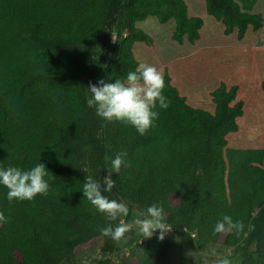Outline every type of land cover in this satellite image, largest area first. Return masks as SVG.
Returning <instances> with one entry per match:
<instances>
[{
  "label": "trees",
  "instance_id": "16d2710c",
  "mask_svg": "<svg viewBox=\"0 0 264 264\" xmlns=\"http://www.w3.org/2000/svg\"><path fill=\"white\" fill-rule=\"evenodd\" d=\"M204 1L227 36L259 39L264 7L243 12L235 0ZM147 21L168 26L183 56L196 51L204 20L190 17L184 0H0V167L41 162L50 171L48 195L31 202L10 203L0 186V211L9 218L0 226V264H205L223 238L230 250L223 259L264 264V129L257 140L229 144L248 112L238 85L221 82L211 93L213 111L203 110L165 69L171 103L157 109L145 136L87 104L89 84L122 80L139 65L134 47L154 43ZM118 153H126L124 164L106 195L128 205L125 222L163 206L172 228L163 241L134 228L120 242L101 234L110 221L84 197L83 183L88 175L103 182ZM226 215L243 229L214 232ZM96 239L101 247L77 254Z\"/></svg>",
  "mask_w": 264,
  "mask_h": 264
},
{
  "label": "clouds",
  "instance_id": "9594fccd",
  "mask_svg": "<svg viewBox=\"0 0 264 264\" xmlns=\"http://www.w3.org/2000/svg\"><path fill=\"white\" fill-rule=\"evenodd\" d=\"M109 33L111 41L118 43L119 35L116 30L113 29ZM165 88L163 71L154 65L141 63L135 70L127 72L122 80L106 82L101 79L97 84H89L87 91L91 96L87 104L90 108H95L96 115L108 123L121 122L134 128L140 136H145L159 118L157 109L167 110L170 106L171 102L164 94ZM124 155L126 153H118L111 158V171L103 178V182L91 175L86 176L82 193L97 211L107 216L110 221L107 226L100 229L103 236L120 242L126 239V233L136 227L145 239H151L158 232V239L163 241L172 231L170 225L166 223L167 217L163 206L153 203L142 214L143 218L125 222L120 218L128 216V205L123 201L109 199L106 195L116 188L112 175L120 172L124 164ZM49 172L46 165L41 162L30 169L16 166L0 167V186L7 189V199L10 203L31 202L38 195H48ZM113 221L118 223L113 226L111 223ZM8 222L9 218L0 211V226ZM226 226L238 231L244 227L242 221L233 222L232 218L226 215L216 223L214 232L223 233ZM217 264H231V261L225 258L218 260Z\"/></svg>",
  "mask_w": 264,
  "mask_h": 264
},
{
  "label": "rangeland",
  "instance_id": "374dc122",
  "mask_svg": "<svg viewBox=\"0 0 264 264\" xmlns=\"http://www.w3.org/2000/svg\"><path fill=\"white\" fill-rule=\"evenodd\" d=\"M184 1L187 4L190 17H199L204 20V26L200 30L201 38L197 42L195 51H199L200 55H202L197 57L195 52H193L190 55L192 56L194 54V57L186 58L190 55L183 56L182 53L184 49L176 44H172L170 39V28L168 26L160 27V25L154 21H147L144 23V27L149 36L153 38L154 43L152 46L145 43L136 45L133 49L136 60L139 64L147 63L156 66L163 71V74L165 69H167L173 84L180 90L181 94L188 99L189 104L194 108L203 110L213 111L211 93L223 82L222 79H224V76L227 77L230 83V85L228 84L229 87L233 86L231 84L232 80L230 79L241 76L243 81L239 83L241 89L238 98L248 107V112L241 121L242 132L229 139V144H234L235 138L236 144H245L248 141H252L253 138L257 140L258 135H260L264 129V94L253 82L254 78L251 75V71L237 72V70L233 68L234 66H241L245 65V63H249L251 51L253 54L256 51L253 52V50L249 49L243 54H240L242 57L229 54L227 52L228 46L225 45L228 41L225 40L224 27L222 25H214L212 18L207 13L205 1ZM235 1L240 3L243 12H254L253 10L255 9L253 8L258 6L264 7V0ZM231 39H233V37H231ZM235 47L239 49V46ZM218 63L228 65V67L226 66L227 70L224 71V74V68L218 66ZM259 72L258 80L259 83H262L264 81V59L261 61V69ZM236 80L237 79H235V81ZM133 228L138 229L136 227ZM223 239L216 248V254L206 258L205 264H217L218 260L230 254V250L222 244ZM101 245L102 239H96L80 249L77 254L81 257L90 255L101 247ZM124 250L126 256L130 257V248L126 245ZM111 259L117 262L118 258L113 256Z\"/></svg>",
  "mask_w": 264,
  "mask_h": 264
},
{
  "label": "crops",
  "instance_id": "0c3cea01",
  "mask_svg": "<svg viewBox=\"0 0 264 264\" xmlns=\"http://www.w3.org/2000/svg\"><path fill=\"white\" fill-rule=\"evenodd\" d=\"M224 30H225V28H224ZM224 35L226 37L225 40L228 41L225 45L228 46L227 52L229 54H231L233 56L238 55V57H239L240 54H243L244 52L248 51L249 49L253 50V52L256 51L254 54L251 51L250 62L249 63H245L244 62L245 65H241L244 68L239 66V65L238 66H234L233 68L235 70H237V72H244V71L248 72V71H251V75L254 78L253 82L260 89V86H261L262 83H259L258 78H259V74H260L259 70L261 69V61H263V59H264V27H263V29H262V31L260 33L259 39L256 40V41H240L237 37L236 38L233 37V39H231L230 36H227L226 34H224ZM235 46H239V49H237V47H235ZM195 54L197 55V57H199V55H200L199 51L195 52ZM192 56L194 57V54ZM192 56L190 55V56H188L186 58H189V57H192ZM240 57H242V56H240ZM244 57H246V56H244ZM217 65L221 66L222 68H226V66L228 67V65H222V64H219V63ZM236 76H237V73H236ZM235 79H237V80L235 81ZM222 80L225 81L226 84L230 85V83L227 80V77L224 76V79H222ZM230 80H232L231 81L232 85H238V86H239V83H242V81H243V79H241V76L233 78V79H230ZM239 88L241 89L240 86H239Z\"/></svg>",
  "mask_w": 264,
  "mask_h": 264
}]
</instances>
